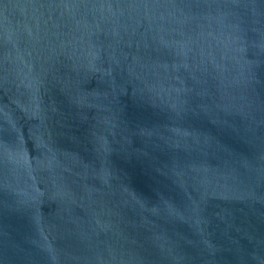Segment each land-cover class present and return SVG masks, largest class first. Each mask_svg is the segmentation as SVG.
<instances>
[{"label":"water","instance_id":"1","mask_svg":"<svg viewBox=\"0 0 264 264\" xmlns=\"http://www.w3.org/2000/svg\"><path fill=\"white\" fill-rule=\"evenodd\" d=\"M0 264H264V0H0Z\"/></svg>","mask_w":264,"mask_h":264}]
</instances>
